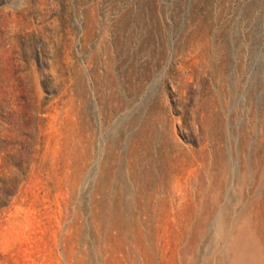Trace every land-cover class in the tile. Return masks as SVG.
Masks as SVG:
<instances>
[{
	"label": "rangeland",
	"instance_id": "obj_1",
	"mask_svg": "<svg viewBox=\"0 0 264 264\" xmlns=\"http://www.w3.org/2000/svg\"><path fill=\"white\" fill-rule=\"evenodd\" d=\"M0 264H264V0H0Z\"/></svg>",
	"mask_w": 264,
	"mask_h": 264
}]
</instances>
